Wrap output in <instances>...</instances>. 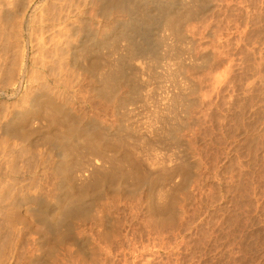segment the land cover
Instances as JSON below:
<instances>
[{"label": "rangeland", "instance_id": "374dc122", "mask_svg": "<svg viewBox=\"0 0 264 264\" xmlns=\"http://www.w3.org/2000/svg\"><path fill=\"white\" fill-rule=\"evenodd\" d=\"M40 1L0 0V264H264V0Z\"/></svg>", "mask_w": 264, "mask_h": 264}, {"label": "bare ground", "instance_id": "6f19581e", "mask_svg": "<svg viewBox=\"0 0 264 264\" xmlns=\"http://www.w3.org/2000/svg\"><path fill=\"white\" fill-rule=\"evenodd\" d=\"M41 1H42V0H41ZM41 1H40V2H41ZM87 1H88V0H87ZM99 1H100V0H99ZM104 1H105V0H104ZM172 1H173V0H172ZM26 2H27V1H26ZM107 2H108V1H107ZM110 2H111V1H110ZM123 2H125V0H124ZM169 2H171V1L169 0ZM8 3H9V2H8ZM62 3H63V2H62ZM111 3H112V2H111ZM24 4H25V3H24ZM70 4H71V3H70ZM122 4H123V3H122ZM130 4H131V3H130ZM130 4H129V5H130ZM26 5H27V4H26ZM28 5H29V4H28ZM39 5H40V4H39ZM66 5H67V4H66ZM151 5H152V4H151ZM83 6H84V5H83ZM112 6H113V5H112ZM116 6H117V5H116ZM116 6H115V7H116ZM119 6H120V5H119ZM123 6H125V5H123ZM136 6H137V3H136ZM136 6H134V7H136ZM164 6H165V5H164ZM36 7H37V6H36ZM42 7H43V6H42ZM42 7H41V8H42ZM121 7H122V6H121ZM127 7H128V6H127ZM137 7H138V6H137ZM159 7H160V6H159ZM162 7H163V6H162ZM167 7H168V6H167ZM26 8H27V7H26ZM73 8H74V7H73ZM77 8H78V7H77ZM130 8H132V7H129V9H130ZM143 8H145V7H143ZM27 9H28V8H27ZM37 9H40V8L37 7ZM79 9H80V8H79ZM121 9H122V8H121ZM129 9H128V10H129ZM132 9H133V8H132ZM146 9H147V8H146ZM170 9H171V8H170ZM30 10H31V9H30ZM30 10H29V11H30ZM130 10H131V9H130ZM159 10H160V9H159ZM2 11H3V9H2ZM117 11H118V10H117ZM123 11H124V10H123ZM133 11H134V10H133ZM164 11H165V10H164ZM166 11H167V10H166ZM168 11H169V10H168ZM58 12H59V11H58ZM121 12H122V11H121ZM125 12H126V11H125ZM72 13H73V12H72ZM82 13H83V12H82ZM127 14H128V13H127ZM132 14H133V13H132ZM140 14H141V13H140ZM140 14H139V15H140ZM22 15H23V14H22ZM77 15H78V14H77ZM135 15H136V13H135ZM8 16H9V15H8ZM19 16H20V15H19ZM32 16H33V15H32ZM131 16H132V15H131ZM133 16H134V15H133ZM14 17H15V16H14ZM28 17H29V16H28ZM65 17H66V16H65ZM142 17H144V16H142ZM147 17H148V15H147ZM168 17H169V16H168ZM177 17H178V15H177ZM180 17H181V16H180ZM6 18H8V17H6ZM15 18H16V17H15ZM30 18H31V17H30ZM30 18H29V19H30ZM39 18H40V17H39ZM57 18H58V17H57ZM130 18H131V17H130ZM133 18H134V17H133ZM137 18H138V17H137ZM148 18H149V17H148ZM175 18H176V17H175ZM12 19H14V18H12ZM16 19H17V18H16ZM18 19H19V18H18ZM18 19H17V21H18ZM23 19H25V18H23ZM31 19H32V18H31ZM80 19H81V18H80ZM140 19H141V17H140ZM142 19H143V18H142ZM169 19L172 20L171 18H169ZM261 19H262V18H261ZM263 19H264V18H263ZM7 20H8V19H7ZM10 20H11V18H10ZM19 20H21V19H19ZM74 20H75V19H74ZM131 20H132V19H131ZM164 20H165V19H164ZM173 20H174V19H173ZM173 20H172V21H173ZM176 20H177V19H176ZM63 21H64V20H62V22H63ZM67 21H69V20H67ZM134 21H135V20H134ZM151 21H152V20H151ZM9 22H10V21H9ZM25 22H26V21H25ZM30 22H31V21H30ZM65 22H66V21H65ZM69 22H70V21H69ZM136 22H137V21H136ZM148 22H149V21H148ZM17 23H18V22H17ZM40 23H41V22H40ZM139 23H140V22H139ZM163 23H164V22H163ZM168 23H169V22H168ZM168 23H166L167 26H169ZM128 24H129V23H128ZM140 24H141V23H140ZM144 24H145V23H144ZM149 24H151V23H149ZM62 25H63V24H62ZM72 25H73V24H72ZM138 25H139V24H138ZM154 25H155V24H154ZM154 25H153V26H154ZM174 25H175V24H174ZM13 26H14V25H13ZM23 26H24V25H23ZM63 26H64V25H63ZM73 26H74V25H73ZM73 26H72V27H73ZM165 26H166V25H165ZM165 26H164V27H165ZM170 26H171V25H170ZM21 27H22V26H21ZM21 27H20V28H21ZM67 27H68V26H67ZM131 27H132V26H131ZM135 27H136V26H135ZM142 27H143V25H142ZM15 28H16V27H15ZM73 28H75V27H73ZM133 28H134V27H133ZM149 28H150V27H149ZM10 29H11V28H10ZM16 29H17V28H16ZM64 29H65V28H64ZM70 29H71V28H70ZM76 29H77V28H76ZM134 29H135V28H134ZM146 29H147V28H146ZM163 29H164V28H163ZM167 29H168V28H167ZM11 30H12V29H11ZM28 30H29V29H28ZM52 30H53V29H52ZM52 30H51V31H52ZM56 30H57V29H56ZM65 30H66V29H65ZM71 30H72V29H71ZM73 30H74V29H73ZM135 30H136V29H135ZM161 30H162V29H161ZM33 31H34V30H33ZM41 31H42V30H41ZM132 31H133V30H132ZM147 31H148V30H147ZM162 31H163V30H162ZM168 31H169V30H168ZM13 32H14V31H13ZM29 32H30V31H29ZM29 32H28V33H29ZM60 32H61V31H60ZM64 32H65V31H64ZM66 32H68V31H66ZM73 32H74V31H73ZM139 32H140V30H139ZM160 32H161V31H160ZM165 32H166V31H165ZM30 33H31V32H30ZM68 33H70V32H68ZM134 33H136V32H134ZM143 33H144V32H143ZM170 33H172V32H170ZM175 33H176V32H175ZM23 34H24V33H23ZM23 34H22V35H23ZM71 34H72V33H71ZM126 34H127V33H126ZM128 34H129V33H128ZM131 34H132V33H131ZM139 34L141 35V33H139ZM172 34H173V33H172ZM172 34H171V35H172ZM30 35H31V34H30ZM30 35H29V36H30ZM41 35H42V34H41ZM58 35H59V34H58ZM65 35H67V34H65ZM73 35H74V34H73ZM135 35H136V34H135ZM154 35H155V34H154ZM169 35H170V34H169ZM39 36H40V35H39ZM67 36H69V35H67ZM70 36H71V35H70ZM70 36H69V37H70ZM125 36H126V35H125ZM19 37H20V35H19ZM26 37H27V36H26ZM61 37H62V36H61ZM72 37H73V36H71V38H72ZM128 37H129V35H128ZM152 37H153V36H152ZM155 37H156V36H155ZM157 37H158V36H157ZM165 37H169V36H165ZM9 38H10V37H9ZM36 38H37V37H36ZM40 38H41V37H40ZM49 38H50V37H49ZM49 38H48V39H49ZM58 38H59V37H58ZM71 38H70V39H71ZM124 38H125V37H124ZM132 38H133V37H132ZM15 39H16V38H15ZM20 39H21V38H20ZM38 39H39V38H38ZM38 39H37V41H39ZM41 39H42V38H41ZM46 39H47V38H46ZM48 39H47V40H48ZM59 39H61V38H59ZM59 39H58V40H59ZM63 39H64V38H63ZM161 39H162V38H160V40H161ZM165 39H166V38H165ZM8 40H9V39H8ZM12 40H13V39H12ZM16 40H17V39H16ZM16 40H15V41H16ZM26 40H27V39H26ZM47 40H46V41H47ZM51 40H53L52 37H51ZM68 40H69V39H68ZM157 40H158V39H157ZM166 40H167V39H166ZM40 41H41V40H40ZM132 41H133V40H132ZM132 41H131V42H132ZM150 41H151V40H150ZM158 41H159V40H158ZM161 41H162V40H161ZM170 41H171V40H170ZM23 42H24V41H23ZM23 42H22V43H23ZM42 42H43V41H42ZM47 42H48V41H47ZM128 42H129V41H128ZM145 42H147V41L145 40ZM151 42H152V41H151ZM167 42H168V41H167ZM172 42H173V41H172ZM250 42H251V41H250ZM32 43H33V42H32ZM44 43H45V42H44ZM64 43H65V42H64ZM129 43H130V42H129ZM129 43H128V44H129ZM159 43H160V42H159ZM39 44L41 45L40 42H39ZM51 44H52V43H50V45H51ZM82 44H83V43H82ZM132 44H133V43H132ZM132 44H131V45H132ZM143 44H144V43H143ZM153 44H154V43H153ZM163 44H164V43H163ZM163 44H162V45H163ZM18 45H19V44H18ZM31 45H32V44H31ZM37 45H38V44H37ZM61 45H62V44H61ZM15 46H16V45H15ZM19 46H21V45H19ZM138 46H139V44H138ZM138 46H137V47H138ZM159 46H160V45H159ZM163 46H164V45H163ZM165 46H166V45H165ZM13 47H14V46H12V48H13ZM22 47H23V46H22ZM22 47H21V48H22ZM38 47H39L38 49H41L40 46H38ZM44 47H46V46L44 45ZM48 47H50V46H48ZM54 47H55V46H54ZM60 47H61V46H60ZM86 47H87V46H86ZM86 47H85V48H86ZM128 47H129V45H128ZM147 47H148V46H147ZM151 47H154V48H155L156 46H151ZM157 47H158V44H157ZM157 47H156V48H157ZM17 48H18V47H17ZM19 48H20V47H19ZM66 48H67V47H66ZM81 48H82V47H81ZM129 48H130V47H129ZM148 48H149V47H148ZM166 48H167V47H166ZM42 49H43V48H42ZM53 49H54V48H53ZM57 49H58V48H57ZM68 49H69V47H68ZM143 49H144V48H143ZM143 49H142V50H143ZM13 50H14V49H13ZM15 50H16V49H15ZM50 50H51V49H50ZM50 50H49V51H50ZM65 50H66V49H65ZM69 50H70V49H69ZM130 50H131V49H129V51H130ZM145 50H146V49H145ZM19 51H20V50H19ZM24 51H25V50H24ZM43 51H44V50H43ZM47 51H48V50H47ZM57 51H58V50H57ZM75 51H76V50H75ZM151 51H152V50H151ZM153 51H154V50H153ZM155 51H156V50H155ZM20 52H21V51H20ZM44 52H46V51H44ZM60 52H61V51H60ZM72 52H74V51H72ZM84 52H85V51H84ZM123 52H124V51H123ZM148 52H149V51H148ZM56 53H57V52H56ZM62 53H63V51H62ZM134 53H135V51H134ZM21 54H22V53H21ZM21 54H20V55H21ZM45 54H46V53H45ZM51 54H52V53H51ZM51 54H50V55H51ZM65 54H66V53H65ZM118 54H119V53H118ZM120 54H121V53H120ZM137 54H139V53H137ZM147 54H148V53H147ZM250 54H251V53H250ZM252 54H253V53H252ZM67 55H68V53H67ZM73 55H74V54H73ZM122 55H123V53H122ZM122 55H121V56H122ZM139 55H141V54H139ZM143 55H144V54H143ZM51 56H52V55H51ZM54 56H55V54H54ZM54 56H53V58H54ZM56 56H57V55H56ZM71 56H72V55H71ZM74 56H75V55H74ZM123 56H124V55H123ZM148 56H149V54H148ZM19 57H20V56H19ZM47 57H48V56H47ZM60 57H61V56H60ZM128 57H129V56H128ZM128 57H127V58H128ZM131 57H132V56H131ZM146 57H147V56H146ZM6 58H7V57H6ZM26 58H27V57H26ZM55 58H56V57H55ZM85 58H86V57H85ZM117 58H118V57H117ZM122 58H123V57H122ZM132 58H133V57H132ZM132 58H131V59H132ZM134 58H135V57H134ZM168 58H169V57H168ZM19 59H20V58H19ZM19 59H17V60H19ZM48 59H49V58H48ZM48 59H47V60H48ZM57 59H58V58H57ZM60 59H61V58H60ZM65 59H66V58H65ZM138 59H139V57H138ZM144 59H145V58H144ZM119 60H120V59H119ZM122 60H123V59H122ZM133 60H134V59H133ZM155 60H156V59H155ZM19 61H20V60H19ZM23 61H24V60H23ZM59 61H61V60H59ZM62 61H63V60H62ZM65 61H66V60H65ZM69 61H70V60H69ZM125 61H126V60H125ZM152 61H153V60H152ZM157 61H158V60H157ZM48 62H49V61H48ZM55 62H56V61H55ZM66 62H67V61H66ZM117 62H118V60H117ZM131 62H132V61H131ZM148 62H149V61H148ZM155 62H156V61H155ZM167 62H168V61H167ZM96 63H97V62H96ZM138 63H139V62H138ZM16 64H17V63H16ZM23 64H24V63H23ZM115 64H116V63H115ZM151 64H153V63H151ZM154 64H155V63H154ZM24 65H25V64H24ZM35 65H36V64H35ZM64 65H65V64H64ZM68 65H69V64H68ZM68 65H66V66H68ZM98 65H99V64H98ZM100 65H101V64H100ZM120 65H121V64H120ZM142 65H143V64H142ZM146 65H147V64H146ZM155 65H156V64H155ZM155 65H154V66H155ZM44 66H45V65H44ZM55 66H56V65H55ZM66 66H65V67H66ZM71 66H72V65H71ZM71 66H70V67H71ZM90 66H91V65H90ZM121 66H122V65H121ZM123 66L126 67V65H123ZM129 66H130V65H129ZM16 67H18V66H16ZM63 67H64V66H63ZM93 67H94V66H93ZM151 67H152V66H151ZM23 68H25V67H23ZM97 68H98V67H97ZM109 68H110V67H109ZM114 68H115V67H114ZM120 68H122V67H120ZM120 68H119V69H120ZM123 68H124V67H123ZM141 68H142V67H141ZM13 69H14V68H13ZM15 69H16V68H15ZM19 69H20V68H19ZM32 69H33V68H32ZM32 69H31V70H32ZM61 69H62V68H61ZM69 69H70V68H69ZM91 69H92V68H91ZM98 69H100V68H98ZM107 69H108V68H107ZM110 69H111V68H110ZM117 69H118V68H117ZM126 69H127V68H126ZM129 69H130V68H128V70H129ZM131 69H132V68H131ZM136 69H137V66H136ZM136 69H135V70H136ZM139 69H140V68H139ZM145 69H146V68H145ZM24 70H25V69H24ZM57 70H58V68H57ZM59 70H60V67H59ZM111 70H112V69H111ZM137 70H138V69H137ZM143 70H144V69H143ZM143 70H142V71H143ZM66 71H67V70H66ZM100 71H102V70H100ZM100 71H98V72H100ZM120 71H121V70H120ZM131 71H132V70H131ZM145 71H146V70H145ZM148 71L150 72V70H148ZM13 72H14V71H13ZM34 72H35V71H34ZM63 72H64V71H63ZM123 72H126V70H124ZM123 72H122V73H123ZM128 72H130V71H128ZM128 72H127V73H128ZM136 72H137V71H136ZM15 73H17V72H15ZM29 73H30V72H29ZM29 73H28V74H29ZM36 73H38V72H36ZM101 73H102V72H101ZM101 73H100V74H101ZM133 73H135V72H133ZM140 73H141V72H140ZM150 73H151V72H150ZM65 74H66V73H65ZM95 74H96V73H95ZM102 74H103V73H102ZM104 74H106V73L104 72ZM104 74H103V75H104ZM108 74H109V73H108ZM111 74H112V73H111ZM114 74H115V73H114ZM135 74H136V73H135ZM135 74H133V75H135ZM142 74H143V73H142ZM176 74H177V73H176ZM109 75H110V74H109ZM115 75H116V74H115ZM131 75H132V74H131ZM143 75H144V74H143ZM150 75H151V74H150ZM174 75H175V74H174ZM7 76H8V75H7ZM11 76H12V73H11ZM15 76H17V75H15ZM22 76H23V73H22ZM71 76H72V75H71ZM77 76H78V75H77ZM94 76H95V75H94ZM97 76H98V75H97ZM118 76H119V75H118ZM136 76H137V75H136ZM138 76H139V75H138ZM140 76H141V74H140ZM145 76H146V75H145ZM147 76H149V75H147ZM25 77H26V76H25ZM45 77H46V76H45ZM78 77H79V76H78ZM82 77H83V76H82ZM106 77H107V76H106ZM114 77H115V76H114ZM119 77H120V76H119ZM119 77H118V78H119ZM130 77H133V76H130ZM151 77H152V76H151ZM20 78H23V80H24V77H21V76H20ZM64 78H65V77H64ZM98 78H99V77H98ZM100 78H101V77H100ZM102 78H103V77H102ZM108 78H109V77H108ZM108 78H107V79H108ZM125 78H126V77H125ZM12 79H13V78H12ZM14 79H15V78H14ZM14 79H13V80H14ZM42 79H43V78H42ZM61 79H62V78H61ZM85 79H86V78H85ZM113 79H114V78H113ZM115 79H116V78H115ZM142 79H143V78H142ZM152 79H153V78H152ZM2 80H3V79H2ZM27 80H28V79H27ZM37 80H38V79H37ZM88 80H89V79H88ZM103 80H104V78H103ZM110 80H112V79H110ZM116 80H117V79H116ZM124 80H125V79H124ZM147 80H148V79H147ZM149 80H151V79H149ZM149 80H148V81H149ZM10 81H11V80H10ZM32 81H33V80H32ZM41 81H42V80H41ZM73 81H74V80H73ZM99 81L101 82L102 80L99 79ZM121 81H122V79H121ZM140 81H141V80H140ZM142 81H143V80H142ZM263 81H264V80H263ZM8 82H9V79H8ZM11 82H12V81H11ZM11 82H10V83H11ZM20 82H21V81H20ZM27 82H28V81H27ZM27 82H26V83H27ZM29 82H30V81H29ZM34 82H35V79H34ZM42 82H43V81H42ZM86 82H87V81H86ZM96 82H98V81H96ZM102 82H103V81H102ZM111 82H112V81H111ZM126 82H127V81H126ZM128 82H129V81H128ZM144 82H145V81H144ZM24 83H25V82H24ZM62 83H63V82H62ZM87 83H88V82H87ZM93 83H94V82H93ZM107 83H108V85H109V82H107ZM112 83H114V82H112ZM142 83H143V82H142ZM262 83H263V82H262ZM13 84H14V83H13ZM34 84H35V83H34ZM42 84H43V83H42ZM55 84H56V83H55ZM97 84H98V83H97ZM117 84H118V83H117ZM117 84H116V85H117ZM125 84H126V83H125ZM125 84H123V85H125ZM128 84H130V83H128ZM25 85H26V84H25ZM29 85H30V84H29ZM31 85H32V84H31ZM31 85H30V87H31ZM39 85H40V84H39ZM57 85H58V84H57ZM61 85H62V84H61ZM87 85H89V84H87ZM92 85H93V84H92ZM92 85H91V86H92ZM100 85H101V84H100ZM111 85H112V84H111ZM142 85H143V84H142ZM8 86H9V85H8ZM26 86H27V85H26ZM43 86H44V85H43ZM55 86H56V85H55ZM64 86H65V84H64ZM101 86H103V85H101ZM113 86H114V85H113ZM14 87H15V86H14ZM46 87H47V86H46ZM51 87H52V86H51ZM87 87H88V86H87ZM106 87H107V86H105L104 88H106ZM108 87H109V86H108ZM122 87H123V86H122ZM125 87H126V86H125ZM127 87H129V86H127ZM33 88H34V87H33ZM52 88H53V87H52ZM95 88H97V87H95ZM109 88H111V87H109ZM112 88H113V87H112ZM119 88H120V87H119ZM15 89H16V88H15ZM50 89H51V88H50ZM102 89H103V88H102ZM116 89H117V88H116ZM127 89H128V88H126V90H127ZM31 90H32V89H31ZM47 90H48V89H47ZM90 90H91V89H90ZM97 90H99V89H97ZM105 90H106V89H105ZM154 90H155V89H154ZM42 91H44V90H42ZM50 91H51V90H50ZM50 91H49V93H51ZM113 91H114V89H113ZM129 91H130V90H129ZM29 92H30V91H29ZM91 92H92V91H91ZM93 92H96V91H94V88H93ZM103 92H104V90H103ZM109 92H110V91H109ZM126 92H127V91H126ZM155 92H156V91H155ZM35 93H36V92H35ZM39 93H40V92H39ZM52 93H53V92H52ZM101 93H102V92H101ZM128 93H129V92H128ZM130 93H132V92H130ZM31 94H33V92H32ZM36 94H37V93H36ZM54 94H55V93H54ZM68 94H70V93H68ZM96 94H97V93H96ZM114 94H115V93H114ZM250 94H251V93H250ZM23 95H24V94H23ZM42 95H43V94H42ZM52 95H53V94H52ZM75 95H76V94H75ZM94 95H95V94H94ZM102 95H103V94H102ZM105 95H106V94H105ZM105 95H103V97H104ZM158 95H159V94H158ZM53 96H54V95H53ZM71 96H72V94L70 95V97H71ZM96 96H100V95H96ZM146 96H147V95H146ZM260 96H261V95H260ZM26 97H27V96H26ZM36 97H37V96H36ZM87 97H88V96H87ZM148 97H149V96H148ZM33 98H34V97H33ZM39 98H40V97H39ZM41 98H42V97H41ZM44 98H45V97H44ZM47 98H48V97H47ZM249 98H250V97H249ZM253 98H254V96H253ZM31 99H32V98H31ZM42 99H43V98H42ZM54 99H55V98H54ZM64 99H65V98H64ZM72 99H73V98H72ZM90 99H91V98H90ZM150 99H151V98H150ZM175 99H176V98H175ZM34 100H35V99H34ZM45 100H46V99H45ZM20 101H21V100H20ZM38 101H39V100H38ZM73 101H75V100L73 99ZM87 101H88V100H87ZM23 102H24V101H23ZM23 102H22V103H23ZM26 102H27V100H26ZM46 102H47V101H46ZM54 102H55V101H54ZM254 102H255V101H254ZM34 103H35V102H34ZM34 103H33V105H34ZM55 103H56V102H55ZM90 103H91V102H90ZM147 103H148V102H147ZM20 104H21V103H20ZM29 104H30V103H29ZM42 104H43V103H41V105H42ZM45 104H46V103H45ZM45 104H44V105H45ZM174 104H175V103H174ZM261 104H262V103H261ZM23 105H24V103H23ZM33 105H32V106H33ZM54 105H55V104H54ZM168 105H169V104H168ZM171 105H172V104H171ZM262 105H263V104H262ZM35 106H36V105H35ZM42 106H43V105H42ZM52 106H53V105H52ZM57 106H59V105H57ZM62 106H63V105H62ZM62 106H61V107H62ZM160 106H161V105H160ZM39 107H40V106H39ZM48 107L50 108V106H48ZM61 107H60V108H61ZM63 107H64V106H63ZM165 107H166V106H165ZM173 107H174V106H173ZM52 108L54 109L55 107H52ZM167 108H169V107H167ZM5 109H6V108H5ZM31 109H32V108H31ZM36 109H37V108H36ZM42 109H43V108H42ZM44 109H45V107H44ZM44 109H43V110H44ZM56 109H57V108H56ZM64 109H65V108H64ZM26 110H27V109H26ZM39 110H40V108H39ZM47 110H48V109H47ZM59 110H60V109H59ZM96 110H97V109H96ZM159 110H160V109H158V111H159ZM171 110H173V108H172ZM210 110H211V109H210ZM5 111H6V110H5ZM31 111H32V110H31ZM48 111H49V110H48ZM155 111H156V110H155ZM158 111H157V112H158ZM162 111H163V110H162ZM179 111H180V110H179ZM25 112H27V111H25ZM55 112H56V111H55ZM65 112H66V111H65ZM47 113H48V112H47ZM49 113H50V112H49ZM56 113H57V112H56ZM59 113H60V112H59ZM66 113H67V112H66ZM66 113H65V114H66ZM153 113H155V112H153ZM167 114H168V113H167ZM167 114H166V115H167ZM56 115H57V114H56ZM150 115H151V113H150ZM153 115H154V114H153ZM157 115H158V114H157ZM157 115H156V116H157ZM159 115H160V114H159ZM159 115H158V116H159ZM164 115H165V114H164ZM166 115H165V116H166ZM3 116H4V115H3ZM48 116H49V115H48ZM66 116H67V115H66ZM161 117H162V116H161ZM169 117H170V116H169ZM263 117H264V116H263ZM9 118H10V117H9ZM163 118H164V117H163ZM7 119H8V118H7ZM51 119H52V118H51ZM59 119H60V118H59ZM66 119H67V118H66ZM150 119L152 120V118H150ZM171 119H172V118H171ZM57 120H58V119H57ZM153 120H154V119H153ZM157 120H158V119H157ZM159 120H161V119H159ZM168 120H170V119H168ZM163 121H164V119H163ZM165 121H166V120H165ZM246 121H247V120H246ZM51 122L53 123L54 120L51 121ZM174 122H175V121H174ZM254 122H255V121H254ZM57 123H58V122H57ZM61 123H62V122H61ZM67 123H68V122H67ZM70 123H71V122H70ZM147 123H148V122H147ZM159 123H160V122H159ZM166 123L168 124V122H166ZM49 124H50V123H49ZM54 124H55V122H54ZM68 124H69V123H68ZM156 124H157V123H156ZM4 125H5V124H4ZM51 125H52V124H51ZM51 125H50V126H51ZM170 125H171V124H170ZM246 125H247V124H246ZM246 125H244V126H246ZM5 126H6V125H5ZM56 126H57V124H56ZM59 126H60V125H59ZM63 126H64V125H63ZM66 126H67V124H66ZM82 126H83V124H82ZM240 126H241V125H240ZM1 127H2V126H1ZM1 127H0V128H1ZM64 127H65V126H64ZM159 127H160V125H159ZM6 128H7V127H6ZM51 128H52V127H51ZM67 128H69V127H67ZM70 128H71V127H70ZM149 128L151 129V127H149ZM165 128H166V127H165ZM243 128H244V127H243ZM253 128H254V127H253ZM259 128H260V127H259ZM76 129H77V128H76ZM167 129H168V128H167ZM246 129H247V128H246ZM0 130H1V129H0ZM17 130H18V129H17ZM146 130H147V129H146ZM170 130H171V129H170ZM172 130H173V129H172ZM172 130H171V131H172ZM249 130H250V129H249ZM256 130H257V129H256ZM3 131H4V130H2V132H3ZM58 131H59V129H58ZM62 131H63V130H62ZM68 131H69V130H68ZM74 131H75V129H74ZM74 131L72 132L73 134H74ZM127 131H128V130H127ZM130 131H131V130H130ZM162 131H163V129H162ZM263 131H264V130H263ZM5 132H6V131H5ZM50 132H51V131H50ZM65 132H66V131H65ZM75 132H77V130H76ZM81 132H82V131H81ZM87 132H89V131H87ZM148 132H150V130H149ZM153 132H155V131H153ZM172 132H173V131H172ZM251 132H252V131H251ZM68 133H69V132H68ZM68 133H67V134H68ZM77 133H78V132H77ZM77 133H76V134H77ZM79 133H80V132H79ZM121 133H122V132H121ZM121 133H120V134H121ZM124 133H125V132H124ZM252 133H253V132H252ZM13 134H15V133H13ZM56 134H57V133H56ZM59 134H62V133H59ZM63 134H65V133H63ZM63 134H62V137L64 138L65 136H63ZM90 134H91V133H90ZM148 134H149V133H148ZM153 134H154V133H153ZM163 134H164V133H162V136H163ZM258 134H259V133H258ZM3 135H4V134H3ZM50 135H51V134H50ZM53 135H54V134H53ZM65 135H66V134H65ZM70 135L73 136L72 134H70ZM86 135H87V133H86ZM130 135H131V134H130ZM157 135H159V134H157ZM51 136H52V135H51ZM54 136H55V135H54ZM71 136H70V138H73V137H71ZM74 136H75V135H74ZM118 136H119V135H118ZM148 136H150V135H148ZM52 137H53V136H52ZM55 137H56V136H55ZM89 137H90V136H89ZM121 137H122V136H121ZM135 137H136V136H135ZM252 137H253V136H252ZM261 137H262V136H261ZM46 138H47V137H46ZM48 138H49V136H48ZM56 138H57V137H56ZM56 138H55V139H56ZM66 138H67V136H66ZM93 138H94V137H93ZM97 138H98V137H97ZM110 138H111V137H110ZM55 139H53V140H55ZM57 139H58V138H57ZM57 139H56V140H57ZM73 139H74V138H73ZM103 139H104V137H103ZM108 139H109V138H108ZM68 140H69V139H68ZM70 140H71V139H70ZM84 140H85V139H84ZM113 140L115 141L116 139H113ZM117 140H118V139H117ZM117 140H116V141H117ZM149 140H150V139H149ZM153 140H154V139H153ZM157 140H159V139H157ZM4 141H5V139H4ZM4 141H3V142H4ZM72 141H73V140H72ZM92 141H93V140H92ZM92 141H91V142H92ZM101 141H102V140H101ZM103 141H104V140H103ZM105 141H106V140H105ZM116 141H115V143L118 142V141H117V142H116ZM124 141H125V140H124ZM132 141H133V140H132ZM7 142H8V141H7ZM45 142H46V140H45ZM53 142H54V141H53ZM55 142H57V141H55ZM59 142H61V141H59ZM59 142H58V143H59ZM69 142H70V141H69ZM89 142H90V141H89ZM93 142H94V141H93ZM95 142H96V140H95ZM95 142H94V143H95ZM158 142H159V141H158ZM49 143H50V142H49ZM94 143H93V144H94ZM99 143H100V142H99ZM99 143H98V144H99ZM104 143H105V142H104ZM120 143H121V142H120ZM122 143L124 144V143H126V142H122ZM135 143H136V142H135ZM139 143H140V142H139ZM53 144H54V143H53ZM60 144H61V143H60ZM86 144H87V143H86ZM100 144H101V143H100ZM100 144H99V145H100ZM19 145H20V144H19ZM61 145H62V144H61ZM94 145H95V144H94ZM105 145H107V144H105ZM118 145L120 146V144H118ZM1 146H2V145H1ZM1 146H0V147H1ZM54 146H55V145H54ZM121 146H122V145H121ZM129 146H131V145H129ZM4 147H5V146H4ZM6 147H7V146H6ZM63 147H64V146H63ZM116 147H117V146H116ZM133 147H135V146H133ZM145 147H146V146H145ZM57 148H58V147H57ZM95 148H97V147L95 146ZM102 148H103V147H102ZM112 148H113V147H112ZM127 148H128V147H127ZM103 149H104V148H103ZM116 149H117V148H116ZM0 150H1V149H0ZM59 150H60V149H59ZM63 150H64V149H63ZM97 150H98V149H97ZM8 151H9V150H8ZM24 151H25V150H24ZM60 151H61V150H60ZM65 151H66V150H64V151H62V152H64V154H66ZM121 151H122V150H121ZM62 152H61V153H62ZM230 153H231V152H230ZM62 154H63V153H62ZM64 154H63V155H64ZM67 154H69V153H67ZM250 154H251V153H250ZM63 155H62V157H64V159L66 160V156H67V155H64V156H63ZM152 156H153V155H152ZM60 157H61V155H60ZM8 158H9V157H8ZM111 158H113V157H111ZM119 158H120V157H119ZM145 158H146V157H145ZM0 159H1V158H0ZM38 159H39V158H38ZM113 159H114V158H113ZM62 160H63V159H62ZM114 160H115V159H114ZM145 160H146V159H145ZM118 161H119V160H118ZM1 162H2V161H1ZM59 162H60V161H59ZM62 162H63V161H61V163H62ZM64 162H65V161H64ZM130 162H131V161H130ZM143 162H144V160H143ZM61 163H60V164H61ZM111 163H112V162H111ZM146 163H147V162H146ZM10 164H11V163H10ZM56 164H57V163H56ZM159 165H160V164H159ZM261 165H263V164H261ZM111 167H112V166H111ZM151 167H152V166H151ZM33 168H34V167H33ZM129 169H130V168H129ZM62 170H63V169H62ZM39 171H40V170H39ZM58 171H60V170H58ZM16 174H17V173H16ZM94 175H95V174H94ZM250 176H251V175H250ZM262 177H263V176H262ZM101 178H103V177H101ZM101 178H100V179H101ZM256 178H257V177H256ZM96 179H97V178H96ZM119 179H120V178H119ZM144 179H145V178H144ZM263 179H264V178H263ZM93 180H94V179H93ZM249 180H250V179H249ZM90 181H91V180H90ZM137 181H138V180H137ZM228 182H229V181H228ZM249 182H250V181H249ZM87 183H88V182H87ZM94 183H95V182H94ZM97 183H98V181H97ZM240 183H241V182H240ZM102 184H103V183H102ZM236 186H237V185H236ZM241 186H242V185H241ZM247 187H248V186H247ZM239 189H240V187H239ZM239 189H238V190H239ZM48 191H50V190H48ZM81 191H82V190H81ZM224 191H225V190H224ZM211 193H212V192H211ZM12 194H13V193H12ZM168 194H169V193H168ZM228 194H229V193H228ZM231 194H232V193H231ZM259 194H260V193H259ZM214 195H215V194H214ZM239 195H240V194H239ZM245 196H246V195H245ZM261 196H262V195H261ZM240 198H241V197H240ZM66 199H67V198H66ZM236 199H237V198H236ZM9 200H10V199H9ZM253 200H254V199H253ZM233 201H234V200H233ZM243 201H244V200H243ZM72 202H73V201H72ZM72 202L70 201L71 205L73 204ZM75 202H76V201H74V203H75ZM77 202H78V201H77ZM55 203H56V202H55ZM70 203H69V204H70ZM57 204H58V203H57ZM73 205H74V204H73ZM77 205H78V204H77ZM226 205H227V204H226ZM55 206H56V205H55ZM67 206H68V204H67ZM241 206H242V205H241ZM69 207H70V206H69ZM71 207H72V206H71ZM73 207H74V206H73ZM75 207H76V206H75ZM251 207H252V205H251ZM16 208H17V207H16ZM226 208H227V207H226ZM239 208H240V207H239ZM245 208H246V207H245ZM60 209L62 210V208H60ZM81 209H82V208H81ZM243 209H244V208H243ZM7 210H8V209H7ZM165 210H166V208H165ZM58 211H59V210H58ZM58 211L56 210V212H58ZM68 211H69V210H68ZM71 211H72V210H71ZM226 211H227V210H226ZM10 213H11V212H10ZM17 213H18V212H17ZM233 214H234V213H233ZM241 214H242V213H241ZM59 215H60V213H59ZM47 216H49V215H47ZM61 216H62V214H61ZM44 217H45V216H44ZM62 217H63V216H62ZM242 217H243V216H242ZM249 217H250V216H249ZM251 217H252V216H251ZM64 218H65V217H64ZM247 218H248V217H247ZM56 219H57V218H56ZM210 221H211V220H210ZM210 221H209V222H210ZM247 221H248V220H247ZM21 222H22V221H21ZM23 223H24V222H23ZM212 223H213V222H212ZM235 223H236V221H235ZM244 223H245V222H244ZM20 224H21V223H20ZM172 224H173V223H172ZM227 224H228V223H227ZM246 224H247V223H246ZM184 225H185V224H184ZM220 225H221V224H220ZM249 225H250V224H249ZM263 225H264V224H263ZM173 226H175V225H173ZM204 226H205V225H204ZM227 226H228V225H227ZM247 226H248V225H247ZM230 227H231V226H230ZM249 227H250V226H249ZM245 228H246V227H245ZM263 228H264V227H263ZM201 229H202V228H201ZM204 229H205V228H204ZM259 229H260V228H259ZM228 230H229V229H228ZM263 230H264V229H263ZM176 231H177V230H176ZM200 231H201V230H200ZM204 232H205V231H204ZM159 233H160V232H159ZM199 234H200V232H199ZM208 235H209V234H208ZM256 235H257V234H256ZM259 236H260V235H259ZM199 237H200V236H199ZM58 238H60V237H58ZM62 239H63V238H62ZM199 239H200V238H199ZM157 241H158V240H157ZM180 241H181V240H180ZM160 242H161V241H160ZM207 242H208V241H207ZM230 242H231V241H230ZM243 243H244V242H243ZM9 244H10V243H9ZM117 244H118V243H117ZM198 244H199V243H198ZM238 244H239V243H238ZM154 245H155V244H154ZM165 245H166V244H165ZM171 245H172V244H171ZM199 245H200V244H199ZM178 246H180V245H178ZM146 247H147V246H146ZM233 247H234V246H233ZM234 248H235V247H234ZM244 248H245V247H244ZM145 249H146V248H145ZM153 249H154V248H153ZM250 251H251V250H250ZM263 251H264V250H263ZM229 253H230V252H229ZM239 253H240V252H239ZM146 254H147V253H146ZM169 255H170V254H169ZM234 255H235V254H234ZM157 257H158V256H157ZM183 258H184V257H183ZM224 258H225V257H224ZM259 258H260V257H259ZM197 259H198V258H197ZM123 260H124V259H123ZM156 260H157V259H156ZM139 261H141V260H139ZM145 261H146V260H145ZM152 261H153V260H152ZM128 262H129V261H128ZM142 262H144V261H142ZM161 262H162V261H161ZM231 262H232V261H231ZM231 262H230V263H231ZM149 263H150V262H149ZM230 263H229V264H230ZM146 264H147V263H146ZM170 264H171V263H170ZM194 264H195V263H194Z\"/></svg>", "mask_w": 264, "mask_h": 264}]
</instances>
